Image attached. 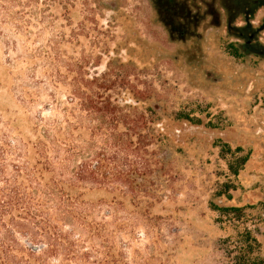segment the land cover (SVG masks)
<instances>
[{
	"label": "rangeland",
	"instance_id": "1",
	"mask_svg": "<svg viewBox=\"0 0 264 264\" xmlns=\"http://www.w3.org/2000/svg\"><path fill=\"white\" fill-rule=\"evenodd\" d=\"M182 1L192 20L179 36L181 21L175 31L166 27L156 0H0L1 119H16L21 136L33 138L28 118L47 116L48 103L43 93L29 108L16 101L5 63L15 52L4 41L29 50L58 43L63 58L85 61L80 74L117 76L113 93L130 103L134 96L173 146L141 157L152 173L160 160L167 171L153 195L121 212L125 264H236L245 233L264 264V57L240 48L245 17L228 30L223 0ZM249 25L264 45L262 8ZM28 64L18 61L14 74ZM67 92L59 84L56 98Z\"/></svg>",
	"mask_w": 264,
	"mask_h": 264
},
{
	"label": "trees",
	"instance_id": "2",
	"mask_svg": "<svg viewBox=\"0 0 264 264\" xmlns=\"http://www.w3.org/2000/svg\"><path fill=\"white\" fill-rule=\"evenodd\" d=\"M156 1L166 27L178 21L182 28L190 25L184 1ZM263 4L223 0L228 30L239 15L249 24ZM23 27L18 24L16 30L24 32ZM3 46L15 52L5 63L6 76L19 91L16 101H27L29 108L43 93L48 103L43 104L47 116L37 112L28 118L33 138L21 136L16 119L2 121L0 110V264H125L128 244L118 240L124 228L121 212L157 191L167 162L156 161L160 165L152 173V164H143L141 157L171 149L167 133L145 116L134 96L132 103L117 98V76L80 74L85 61L63 58L58 43L31 50L15 41ZM21 59L29 61L28 68L14 74ZM99 62L97 56L93 66ZM77 69L79 74H72ZM42 70L43 76H36ZM59 84L68 87L64 100L56 98ZM243 237L246 245L236 264H260L255 238Z\"/></svg>",
	"mask_w": 264,
	"mask_h": 264
},
{
	"label": "flooded vegetation",
	"instance_id": "3",
	"mask_svg": "<svg viewBox=\"0 0 264 264\" xmlns=\"http://www.w3.org/2000/svg\"><path fill=\"white\" fill-rule=\"evenodd\" d=\"M264 10V4L260 5V7ZM169 28L171 31H175V23L171 22L169 23ZM238 30H241V33L237 34V39H240L242 41L240 48L242 50H245L246 53H252L256 56L264 57V45L259 43L256 29H254L252 26H250L246 21L244 22V26L241 28H237ZM242 31H245L246 33H243ZM187 32L186 28L184 27L181 32H179V36L185 35ZM262 32H264V29H262Z\"/></svg>",
	"mask_w": 264,
	"mask_h": 264
}]
</instances>
